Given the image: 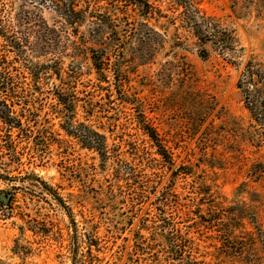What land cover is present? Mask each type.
<instances>
[{"label":"rangeland","instance_id":"obj_1","mask_svg":"<svg viewBox=\"0 0 264 264\" xmlns=\"http://www.w3.org/2000/svg\"><path fill=\"white\" fill-rule=\"evenodd\" d=\"M194 2L231 32L235 54L200 45L167 13L150 21L163 45L148 61H124L128 77L96 74L70 31L50 56L32 57L57 65L15 77L21 128L0 122V264H181L160 234L172 228L162 213L191 241V263L264 264V137L237 86L249 61L264 72V0ZM7 5L15 20L61 28L44 0ZM90 131L104 136L105 157L77 138Z\"/></svg>","mask_w":264,"mask_h":264},{"label":"trees","instance_id":"obj_2","mask_svg":"<svg viewBox=\"0 0 264 264\" xmlns=\"http://www.w3.org/2000/svg\"><path fill=\"white\" fill-rule=\"evenodd\" d=\"M11 1L0 0V122L10 129L21 128L20 119L14 111L21 102L14 91L15 77H25L24 72H29L32 77H38L40 70H47L45 67L48 65H57L54 59L38 65L32 62V57L33 55L42 57L46 54L50 56L52 52L49 50L59 42L62 31L66 33L70 31L69 34L75 38V41H72L73 46L81 45L89 51L92 66L101 77H106L105 72H112L114 77H128L124 61L129 58L150 60L165 41L163 34L152 27L150 21L168 18L167 13L175 15L174 19H178L200 45L204 46L211 42L222 53L236 52L231 43L233 40L231 32L212 23L194 0H112L106 3V7L98 6V2L94 0H44L52 6L62 21L60 30L49 27L41 19L33 24L29 22V17H18L15 20L11 16V8L7 5ZM162 4L165 5L166 13L161 8ZM26 23L31 25L23 28ZM87 24L89 28L86 34L79 35V28ZM16 26L21 31H18L20 29H16ZM178 41L182 43L179 38ZM87 44L97 48H87ZM201 51L203 54L206 53V49ZM240 77L237 86L244 95L246 109L264 137V72L249 61ZM62 97L59 95V98ZM63 106L66 111L72 110L73 101L71 99L65 101ZM140 116L143 118L140 125L157 148V154L164 162L172 164L171 154L165 148L156 129L142 114ZM66 124L69 129H74L71 121H67ZM69 129L66 130L67 133ZM77 138L83 146L93 150L101 158L106 156L103 135L90 131L89 135ZM167 202L168 199H165L163 206H166ZM169 203H172V200ZM161 220L167 227L172 226L167 232L162 231L160 234L166 239L167 246L175 254L176 260L181 264H195L191 263L189 255L185 254L187 246L192 244L191 241L184 237L179 229H174L173 219L165 218L162 213ZM184 258L188 260L186 263Z\"/></svg>","mask_w":264,"mask_h":264}]
</instances>
